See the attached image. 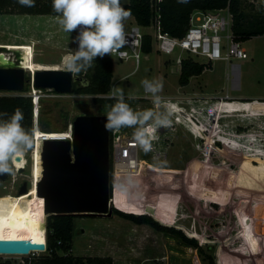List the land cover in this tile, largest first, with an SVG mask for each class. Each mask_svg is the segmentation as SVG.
I'll use <instances>...</instances> for the list:
<instances>
[{"label":"rangeland","instance_id":"obj_1","mask_svg":"<svg viewBox=\"0 0 264 264\" xmlns=\"http://www.w3.org/2000/svg\"><path fill=\"white\" fill-rule=\"evenodd\" d=\"M247 2L253 3L256 11L259 9L260 4ZM135 23L130 16L125 29ZM143 30L154 33L153 27H143ZM72 39L73 33L69 35L62 30L58 16L0 14V43L30 45L37 62L55 65V69H64L61 57L71 51ZM243 47L248 57L233 61L241 69V79L236 85L227 83V77L233 74L231 63L226 61L214 62L201 75L191 77L189 84L182 85L176 58L178 55L187 57L188 53L177 49L172 55L163 54L155 43L151 52L142 53L140 68L136 71L134 59L112 57V86L119 85L126 94L136 96L129 101L131 107L153 108L142 86L145 79L161 80L160 95L164 103L175 105L172 117L175 128L162 135L165 141L161 145H168L166 156L155 159L151 151L141 148L139 158L147 161L143 163L147 169L138 174L133 169L134 176L122 180H115L112 175L113 208L136 215L149 214L163 225L181 229L188 237L197 239L205 253L201 255L181 238L149 225L135 224L112 215L111 211L106 218L73 215L74 255H111L114 264H264V103L240 100H264V35L243 42ZM197 59L205 63L202 58ZM201 86H205L203 90ZM30 89L28 85L25 88ZM196 91L203 93L194 94ZM20 93L6 92L8 95ZM227 94L232 97L230 100L236 98L242 102L231 101L220 119L214 116L207 120L206 113L201 112L202 102L192 109L198 99L217 100ZM218 104L220 101L215 108ZM110 106L74 95L46 98L41 101L40 119L52 138L58 135L62 138L63 132L73 131L69 127L77 115H105ZM192 112L200 121H210L207 128L212 130L215 126L214 133L208 130L204 138L199 137ZM120 131L131 135L134 129ZM252 140L254 145H250ZM227 149L229 152L225 151ZM36 153L34 147L21 154L15 161L17 169L14 168L12 178L0 185L2 240L32 244L31 222L38 213L33 205ZM25 182L30 185L29 192L19 194ZM48 216H40L38 223L43 231ZM7 217H11V221ZM41 254L43 252L37 255Z\"/></svg>","mask_w":264,"mask_h":264},{"label":"trees","instance_id":"obj_2","mask_svg":"<svg viewBox=\"0 0 264 264\" xmlns=\"http://www.w3.org/2000/svg\"><path fill=\"white\" fill-rule=\"evenodd\" d=\"M122 3L126 9H131V16L134 17L137 24L148 27L151 26L158 17L163 31L168 32L175 37H183L185 35L190 27L191 15L194 11H212L225 9L227 7L230 8L234 17L232 29L234 37L237 40L245 42L252 37L264 35V5L260 4L258 6L259 9L256 11V6L253 3H248L247 0H188V3H178L177 0H161L156 3H154L153 0H130L129 3H124L123 1ZM247 9H250V11L248 12ZM0 14H42L58 16V14L53 10L52 0H36L35 7L21 6L17 3V0H0ZM152 49L153 38L147 33L144 38L143 51L145 53H149ZM35 58L36 56L34 52L32 56V63L35 69H55V65L49 66L42 64L37 62ZM209 65L211 64H203L191 60L184 61L180 75V83L182 85L189 84L191 77L201 75L209 68ZM113 70L114 61L112 57H97L92 71L90 73L87 72L82 74L90 79V85L88 87H82L79 83H75L73 92L96 95L108 94L113 83ZM93 101L98 104L109 103L112 105L115 103L114 100L100 97L93 98ZM233 101L234 103L242 102L240 100ZM201 102L203 103L201 112L206 113L205 116L207 120H211V118L213 119L214 116H217L220 119L225 111L227 112V109L220 110L221 104H218L215 108L217 100H213L212 98L198 99L192 109L195 110L196 106H201ZM244 102L255 104L264 103V101L258 100ZM17 108L21 109L24 114V120L22 121L23 126L29 131L33 130L34 103L32 98L19 94L0 95V112H6L11 115ZM192 115L196 133L199 137L204 138L203 136H205V132L208 130L214 133V130L216 129L215 126L212 127V130L207 128L210 121H200L193 112ZM39 122H41V119ZM200 123H203V125H200ZM174 128L175 122L173 121L170 128L165 129L162 127L156 132L155 135L157 138L153 140L151 149L153 157L161 156L167 152L168 145H161V143L165 141V138L164 141H162V135L170 131L172 132ZM40 129L45 132L48 131L42 122L40 123ZM111 138L112 140L114 138L113 131L111 132ZM254 143L255 141L252 140L250 145H254ZM225 151L229 152L228 149ZM112 191L113 177L111 174V193ZM52 214L55 213H36L32 219V232L40 229L42 232V238L47 246L46 253L37 255L34 258L33 264H114V259L111 255L89 257L74 255L72 253L75 232L74 216ZM47 215H49L47 218V226L46 230L43 231L39 227L38 222L41 221L42 216ZM114 215L135 224L149 225L157 231L181 238L183 243L198 249L201 255L205 253L204 248L199 244L197 239L188 237L181 229L161 224L152 215H136L134 213L125 212L117 207H114ZM94 216L108 217L99 215Z\"/></svg>","mask_w":264,"mask_h":264},{"label":"clouds","instance_id":"obj_3","mask_svg":"<svg viewBox=\"0 0 264 264\" xmlns=\"http://www.w3.org/2000/svg\"><path fill=\"white\" fill-rule=\"evenodd\" d=\"M177 2L188 3V0ZM17 3L24 7H35L36 0H17ZM52 5L62 30L69 35L77 32L72 42L78 47L61 57V63L65 71L71 74L73 82L82 79V74L93 67L97 57L118 55L122 60L128 58L126 49L129 41L125 24L131 16V9H126L122 0H52ZM136 60L138 63V54ZM142 86L153 108L134 109L129 101L136 99V96L126 94L119 85H113L107 96L115 103L105 113L104 127L108 132L134 129L135 141L148 152L157 138L156 132L162 127H171L175 105L164 103L160 95L163 91L161 80L145 79ZM23 120L24 114L19 108L11 115L0 112V174H14L15 161L33 147L35 131L27 130L22 124Z\"/></svg>","mask_w":264,"mask_h":264},{"label":"water","instance_id":"obj_4","mask_svg":"<svg viewBox=\"0 0 264 264\" xmlns=\"http://www.w3.org/2000/svg\"><path fill=\"white\" fill-rule=\"evenodd\" d=\"M6 48L0 47V51ZM18 64V63H17ZM34 81L37 88L72 93L74 84L90 85L82 75L73 82L65 69H39L30 73L19 67L0 66V91L23 92ZM105 115L82 114L73 122V140L49 138L43 142V177L38 183L40 197L52 201V215L105 214L112 211L111 202V132L105 130ZM47 137V136H46ZM9 178L0 174V184ZM29 191L25 182L19 194ZM45 247L0 239L1 254H28Z\"/></svg>","mask_w":264,"mask_h":264},{"label":"built area","instance_id":"obj_5","mask_svg":"<svg viewBox=\"0 0 264 264\" xmlns=\"http://www.w3.org/2000/svg\"><path fill=\"white\" fill-rule=\"evenodd\" d=\"M161 0H153L154 3ZM257 4H263L264 0H251ZM233 22L234 17L230 8L212 10V11H194L191 15L190 27L183 37H175L170 33L163 31L161 24L158 20L149 27H153L154 33H150L143 30L144 26H141L137 23L132 25L129 29H125L128 37V47L126 51L129 56L126 60L134 59L135 60V69L134 71L140 68L142 61V53L144 46V38L148 33L153 38V44L155 43L157 49L160 53L172 55L177 49L185 51L188 53L187 57L178 55L176 58V64L179 65L180 71L182 70L183 63L186 60H191L194 62L201 63L197 58H202L205 63L203 64H212L216 61H226L228 63L233 62L234 60L246 59L248 57L247 50L243 47V42L237 40L234 37L233 33ZM222 32H227L224 36ZM77 35V32H73V38ZM225 39V40H223ZM73 41V39H72ZM77 44L72 42V49L77 48ZM139 55V62L137 63L136 55ZM110 56L111 55H105ZM120 59L118 55H116ZM122 60V59H121ZM28 87L31 89L28 91L21 92L19 95L26 97H31L34 103V131L40 127V105L41 101L46 98H55L60 96L74 95L76 97H88V98H108L107 94H90V93H58L53 89H41L37 88L34 84V81L28 84ZM0 95H8L6 92L0 91ZM149 100V95L147 94ZM163 99V97H162ZM218 101L230 100L224 97L217 99ZM73 128V123L70 124L69 130ZM114 138H111L110 149L112 168L111 172L113 177L116 179H124L127 176H134L132 170L136 169V173L142 169H147L145 164L147 161L143 158H139V153L141 147L135 141L133 134H126L124 131H113ZM64 135L68 133L63 132ZM47 136V137H46ZM49 139L48 134H45L43 139ZM59 139H71L73 140V131L70 133V136L59 138ZM37 138L34 135V143L32 149L36 146ZM166 156V153L153 157L155 159H160ZM15 164V163H14ZM16 168V167H15ZM17 169V168H16ZM20 171V169H19ZM135 174V175H137ZM113 203V199L111 198ZM47 247L45 250H32L28 254H1V263L0 264H33L34 258L39 253H46Z\"/></svg>","mask_w":264,"mask_h":264},{"label":"bare ground","instance_id":"obj_6","mask_svg":"<svg viewBox=\"0 0 264 264\" xmlns=\"http://www.w3.org/2000/svg\"><path fill=\"white\" fill-rule=\"evenodd\" d=\"M0 47L6 48L2 51H0V66L3 67H15L19 66L30 73H36L37 70L35 69L34 65L32 63V46L30 45H11V44H3L0 43ZM18 63V64H17ZM59 69H63L60 67ZM233 100H224L220 101V110L227 109V105ZM54 133V132H53ZM45 134H48L47 132L43 131L38 127L35 129V138H37V143L35 148L37 149V156H36V178L33 180V190H34V197H33V205L35 207V210L38 213H54L53 207H52V201L45 197H40L37 193L38 183L40 182L41 178L43 177V160H42V151H43V142L41 141ZM59 136V135H58ZM55 137L56 139L58 138ZM70 134L61 135L62 138L68 137ZM49 138H52V133L48 134ZM59 139V138H58ZM25 194V193H24ZM22 194V195H24ZM111 212V211H110ZM109 212V213H110ZM109 213L105 214H99V213H84L83 215H99V216H106ZM9 221H11V217H7ZM7 219H5V223H7ZM40 241H43V243H40ZM31 242L34 247H47L45 245V242L42 238V232L40 229H37L36 231L32 232L31 235Z\"/></svg>","mask_w":264,"mask_h":264},{"label":"crops","instance_id":"obj_7","mask_svg":"<svg viewBox=\"0 0 264 264\" xmlns=\"http://www.w3.org/2000/svg\"><path fill=\"white\" fill-rule=\"evenodd\" d=\"M133 19H134V17H133ZM213 64V63H212ZM230 64V63H229ZM231 66H232V74H233V77H227V83L230 81L231 83H234L235 85L237 84V83H239L240 82V79H241V69H240V65L239 64H237V63H233V62H231ZM206 71V70H205ZM204 71V72H205ZM203 72V73H204ZM205 86L206 87H208V85L205 83ZM204 86V87H205ZM204 87L203 86H201V89L203 90L204 89ZM196 90V89H195ZM197 90H199V89H197ZM203 92L201 91V92H198V91H196V92H194V94H202ZM193 94V95H194ZM192 96V95H191ZM191 96H188L189 98L191 97ZM224 98H227V99H232V97L231 96H229L228 94L224 97ZM206 99V98H205ZM207 99H209V98H207ZM217 99H221V97L220 98H217ZM233 100H239V99H236V98H233ZM240 100H245V101H250V102H252V101H257V99H252V100H247V99H240ZM258 101H264V100H258ZM219 101L217 100V103H218ZM189 104V103H188ZM259 107H260V105H259Z\"/></svg>","mask_w":264,"mask_h":264},{"label":"flooded vegetation","instance_id":"obj_8","mask_svg":"<svg viewBox=\"0 0 264 264\" xmlns=\"http://www.w3.org/2000/svg\"><path fill=\"white\" fill-rule=\"evenodd\" d=\"M14 168H15V165H14ZM8 175H9V178H8V179H11L12 176H13V174H12V175L8 174ZM8 179H7V180H8ZM7 180H6V181H7ZM4 182H5V181H4ZM4 182H3V183H4ZM15 182H17V180H15ZM27 183H28V182H27ZM1 184H2V183H1ZM1 184H0V185H1ZM17 185H18V184H17ZM18 186H19V185H18ZM29 187H30V185H29V183H28V188H29ZM28 192H29V191H28ZM28 192H27V193H28Z\"/></svg>","mask_w":264,"mask_h":264},{"label":"snow or ice","instance_id":"obj_9","mask_svg":"<svg viewBox=\"0 0 264 264\" xmlns=\"http://www.w3.org/2000/svg\"><path fill=\"white\" fill-rule=\"evenodd\" d=\"M40 243H43V241H40Z\"/></svg>","mask_w":264,"mask_h":264}]
</instances>
